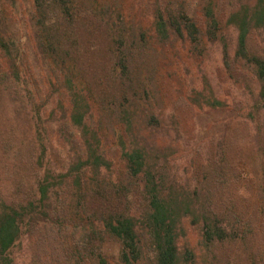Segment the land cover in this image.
<instances>
[{"label": "rangeland", "instance_id": "rangeland-1", "mask_svg": "<svg viewBox=\"0 0 264 264\" xmlns=\"http://www.w3.org/2000/svg\"><path fill=\"white\" fill-rule=\"evenodd\" d=\"M65 1L58 0L57 10L41 13L35 0H0V30L11 42L10 54L0 47V201L27 205L37 197L45 165L67 173L71 157L84 151L83 127L70 120L71 73L81 77L78 89L90 92L92 118L87 122L103 135L112 166L103 190H94L98 185L94 182L83 196L62 207L73 215L68 227L52 224L50 215L32 228L27 218L21 240L12 249L15 263L56 264L60 253L56 249L62 243L63 251L81 257L71 264H93L86 255L90 250L82 248V241L91 238L92 248L100 245L110 263L119 264L117 242L91 228L81 230L80 224L96 220L107 200L133 211L145 204L138 190L144 177L130 174L125 150L117 144L116 131L123 123L120 103L126 99L136 100L139 109L138 125L127 142L145 145L153 170L164 165L168 189L206 190L214 205L224 202V211L237 210L242 222L254 226L257 220L264 221V100L259 97L257 77L264 64V25L251 29L240 49L239 30L229 21L233 12L244 14L247 7L252 11L258 0H77L80 21L70 26L61 19L63 14L55 18V13H67ZM156 2L167 17L173 16L171 20L184 23L185 15L192 18L200 30L198 38L179 31L176 24L168 40L156 39L152 27ZM209 5L214 24L202 15ZM109 9L114 18L129 17L124 26L131 29V37L142 38L128 58L130 69L124 72L112 56V50L121 46L110 42L112 31L104 23ZM46 17L53 42L43 46L39 33L44 32ZM149 113L156 118L148 119ZM63 192L54 197V206L61 208L59 203L72 194L66 186ZM258 202L260 210L255 208ZM180 233L182 249L196 253V257L186 254L188 264H250L255 259L264 264V231L250 243L257 249L247 245L246 257L244 246L234 244H217L202 255L206 247L200 227L189 220Z\"/></svg>", "mask_w": 264, "mask_h": 264}, {"label": "trees", "instance_id": "trees-1", "mask_svg": "<svg viewBox=\"0 0 264 264\" xmlns=\"http://www.w3.org/2000/svg\"><path fill=\"white\" fill-rule=\"evenodd\" d=\"M35 2V6L39 8L38 11L41 13L48 12V9L57 10L59 8L57 6L58 0H35ZM63 5L64 8L68 5L67 13L66 11L55 13V18L59 19L63 14L61 19L64 20L65 18L66 22L64 23L69 26L78 24L81 13L80 3L77 0H66ZM211 6L205 7L206 10L202 11V15L206 20H212L214 24L216 19ZM155 7H157L155 11L157 16L153 19L152 27L156 39L168 40L172 35L171 30L176 24L179 31L185 30L189 33V37L198 38L200 30L195 21L188 15L184 16V24L181 21H176L175 18L171 20L172 15L167 17L162 6H160V2H156ZM251 9L253 12L247 7L244 14L239 10L230 16L229 21L234 23L239 30L240 49H244L246 46L250 30L264 25V0H258L255 7ZM110 10L109 17L104 20V23L112 31L110 42L113 45L119 43L121 46L112 50V56L116 58L114 64L120 65L119 70L124 72L130 69L128 58L133 53V48L141 44L142 38L131 37V29L126 28V25L124 26L125 23L129 22V17L124 16L122 18L117 14V17L114 18ZM48 19L49 17H46L42 24L44 32L39 33V41L43 46L45 44L48 46L49 42L50 44L53 42V31L48 29ZM1 21L2 19H0V24ZM54 24L55 27L59 25L57 22ZM58 37V35H54L55 39ZM137 41L140 42L139 45H137ZM58 42L59 45H63L62 40ZM10 44L11 42L4 37L0 30V47L9 54L11 53ZM131 44L136 45L131 46ZM63 52L70 55L69 51L65 52L63 49ZM71 74L73 76L68 79V83L70 92L74 96V103L70 120L74 126L83 127L81 142L84 151L71 157L67 173H61L45 165V174L38 182L37 197L29 201L27 205H12L3 200L0 201V264H16L12 256V249L21 240L23 226L27 218L28 225H31L32 228L35 227L36 223H39L38 220L44 222L45 218L50 215L52 216L49 221L52 224L61 223L60 225L64 224L68 227L73 215L71 216L70 209L62 207L70 204L75 196H83L86 189L90 188L94 182L98 184L94 190H103L107 184L105 175L108 170H111L112 161L105 155L103 135H98L97 131L91 129L87 122L88 118H92V105L89 98L91 95L89 91L78 89V82L81 77L76 73ZM257 77L261 82L259 97L264 100V64L262 63L258 67ZM128 101V99L125 102L120 101L122 102L120 103V107H122L120 110L123 123L118 134L116 131L117 144L125 150V159L130 174L133 177H138V175L144 177V184L142 183V187L138 190L144 196L145 204L139 211L124 210L116 205H111L112 202L106 199V205H101V209H98L99 217L93 221L89 220L87 223L83 220L80 224L81 230L89 231L91 228L92 231L107 235L115 240L119 245V264H144L145 261L148 264H188L187 255L193 257L195 255L196 257V253L193 250L184 251L179 243L180 232L187 220L200 227L201 239L206 247V249H202V255L206 256V253L217 244L219 247L234 244L238 247L244 246L245 257L248 256L246 253L247 245L256 238L254 236L264 231V221L257 220L254 226L250 225L248 221L242 222L237 210L228 208L227 211H224L226 207L224 202L217 201V205H214L213 196L206 190L201 192L197 189L192 191L189 188L168 189L166 187L167 176L161 169L164 165L161 168L155 167L157 169L153 170L148 166L147 157L149 154L145 151V145L139 143L140 145L134 146L127 142L129 136H132L133 131H135V126L138 125L139 110L135 107V104H138L135 102L136 100L134 102ZM145 103L143 102V105ZM142 111H145V107ZM148 116H150L148 119L156 118L153 113H149ZM130 141L132 142V140ZM39 160L42 162L40 164H44L41 159ZM55 178L59 179L57 183L53 181ZM65 186L71 188L72 194L66 196L65 202L59 203L61 208L57 206L58 204L54 206V197L63 195ZM36 202L38 203L37 206ZM255 205V208L260 210L259 202ZM226 214H230V218H227ZM223 216H226V220ZM93 245L94 241L91 238L82 241L83 250H90L86 254L89 261L93 264H111L100 245H95L92 248ZM65 246L59 243L56 250L60 253L57 255L56 264H66L67 262L71 264L74 259L81 258L76 255V252L63 251ZM250 247L254 250L257 249L252 244ZM96 250L98 251L96 252ZM62 255H64V260ZM252 260H254L253 256ZM254 262L250 264H257L258 260L255 259Z\"/></svg>", "mask_w": 264, "mask_h": 264}]
</instances>
